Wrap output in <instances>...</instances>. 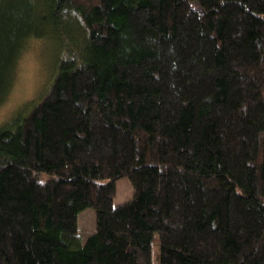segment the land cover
Masks as SVG:
<instances>
[{
  "label": "trees",
  "instance_id": "1",
  "mask_svg": "<svg viewBox=\"0 0 264 264\" xmlns=\"http://www.w3.org/2000/svg\"><path fill=\"white\" fill-rule=\"evenodd\" d=\"M31 39L64 53L0 130V264H264V0H0V104Z\"/></svg>",
  "mask_w": 264,
  "mask_h": 264
},
{
  "label": "rangeland",
  "instance_id": "2",
  "mask_svg": "<svg viewBox=\"0 0 264 264\" xmlns=\"http://www.w3.org/2000/svg\"><path fill=\"white\" fill-rule=\"evenodd\" d=\"M59 42L43 39L27 40L22 50L11 87L5 100L0 104V130L11 126L16 119L30 112L39 99L49 89L58 72V60L63 56ZM133 188L130 180L124 177L117 181L114 206L117 207L132 199ZM96 212L87 209L79 215V230L84 240L95 231ZM154 254L155 263L158 258Z\"/></svg>",
  "mask_w": 264,
  "mask_h": 264
}]
</instances>
